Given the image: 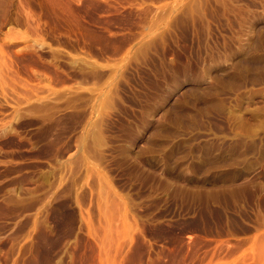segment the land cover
<instances>
[{"label":"rangeland","instance_id":"rangeland-1","mask_svg":"<svg viewBox=\"0 0 264 264\" xmlns=\"http://www.w3.org/2000/svg\"><path fill=\"white\" fill-rule=\"evenodd\" d=\"M0 264H264V0H0Z\"/></svg>","mask_w":264,"mask_h":264}]
</instances>
